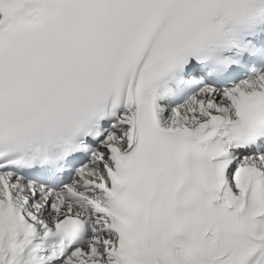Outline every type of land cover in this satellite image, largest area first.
Returning a JSON list of instances; mask_svg holds the SVG:
<instances>
[{
	"label": "snow or ice",
	"instance_id": "snow-or-ice-1",
	"mask_svg": "<svg viewBox=\"0 0 264 264\" xmlns=\"http://www.w3.org/2000/svg\"><path fill=\"white\" fill-rule=\"evenodd\" d=\"M0 264H264V0H0Z\"/></svg>",
	"mask_w": 264,
	"mask_h": 264
}]
</instances>
